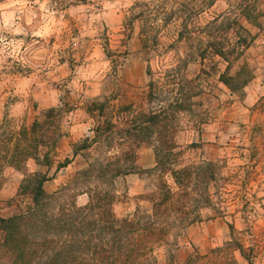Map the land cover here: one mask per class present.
<instances>
[{"label":"clouds","instance_id":"9594fccd","mask_svg":"<svg viewBox=\"0 0 264 264\" xmlns=\"http://www.w3.org/2000/svg\"><path fill=\"white\" fill-rule=\"evenodd\" d=\"M262 111L264 0H0V264H264Z\"/></svg>","mask_w":264,"mask_h":264},{"label":"rangeland","instance_id":"374dc122","mask_svg":"<svg viewBox=\"0 0 264 264\" xmlns=\"http://www.w3.org/2000/svg\"><path fill=\"white\" fill-rule=\"evenodd\" d=\"M132 98H133V97L131 96V94H129L128 99H132ZM260 114H261V115H264V111H262ZM262 152H264V136H262V137L259 138V151H258L257 154H260V153H262ZM253 159H255V156L253 157ZM260 163H261V161H260V160H257V161H256V164H255L253 167L255 168V167H256L257 165H259ZM262 171H264V169H262ZM249 175L252 176L253 174H252V173H249ZM256 175H258V174H256ZM252 182H255V176L253 177V181H252ZM241 186L244 187V186H246V185L242 184ZM6 214H12V213L9 212V213H6Z\"/></svg>","mask_w":264,"mask_h":264},{"label":"trees","instance_id":"16d2710c","mask_svg":"<svg viewBox=\"0 0 264 264\" xmlns=\"http://www.w3.org/2000/svg\"><path fill=\"white\" fill-rule=\"evenodd\" d=\"M212 51H213L214 53H216V54H220L218 48L213 47V48H212ZM205 56H207V53H205ZM0 224H6L7 227H9V228L13 227L11 221H0Z\"/></svg>","mask_w":264,"mask_h":264}]
</instances>
